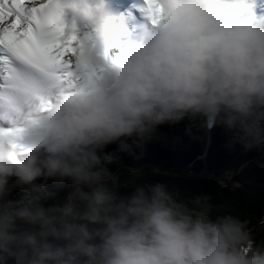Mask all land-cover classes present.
Segmentation results:
<instances>
[{
    "label": "clouds",
    "instance_id": "1",
    "mask_svg": "<svg viewBox=\"0 0 264 264\" xmlns=\"http://www.w3.org/2000/svg\"><path fill=\"white\" fill-rule=\"evenodd\" d=\"M258 2L166 0L163 19L136 40L107 0L62 5L72 14L67 36L85 21L104 48L121 51L109 62L79 42L87 74L46 93L50 107L30 110L22 139L0 132V264H264L250 222L213 218L210 195L187 200L163 182L121 195L120 175L105 167L115 162L108 145L135 156L132 144L142 147L159 126L185 119L223 127L245 151L264 145ZM48 179L73 190L45 207L56 199ZM16 189L25 195L10 200Z\"/></svg>",
    "mask_w": 264,
    "mask_h": 264
},
{
    "label": "trees",
    "instance_id": "2",
    "mask_svg": "<svg viewBox=\"0 0 264 264\" xmlns=\"http://www.w3.org/2000/svg\"><path fill=\"white\" fill-rule=\"evenodd\" d=\"M260 127L264 129V122ZM206 130L207 126H202L200 120L193 122L185 119L174 125L159 126L157 135L144 142L142 147L132 144L135 156L120 152L118 144L108 145L105 151L115 157V162L105 164V167L110 172L118 168L113 175H120L121 195H131L138 184L157 182L166 183L169 188H178L181 197L187 200L197 195H210L214 206L213 218L230 214L248 220L253 229L255 245L264 248V167L247 165L233 176L227 186L221 184L227 180L220 179L223 170L231 166L238 157L241 156V161L252 159L256 155L258 158V148L245 151L238 143L231 145L230 136L218 125H211L210 144L206 147ZM129 143L131 144V140ZM125 167H142L140 170L145 174L131 176ZM14 181L15 177L11 178L10 183ZM125 181L127 186H124ZM36 182L45 183L43 179ZM58 185L56 180L46 181L47 189L56 192V199L42 201L45 207L62 203L73 190L68 181H64L62 187ZM24 195L23 191L16 189L9 199L16 201Z\"/></svg>",
    "mask_w": 264,
    "mask_h": 264
},
{
    "label": "snow or ice",
    "instance_id": "3",
    "mask_svg": "<svg viewBox=\"0 0 264 264\" xmlns=\"http://www.w3.org/2000/svg\"><path fill=\"white\" fill-rule=\"evenodd\" d=\"M166 0H145L152 23ZM60 0H0V132L19 141L30 110L46 111L55 85L70 89L85 76L80 44L65 35Z\"/></svg>",
    "mask_w": 264,
    "mask_h": 264
},
{
    "label": "water",
    "instance_id": "4",
    "mask_svg": "<svg viewBox=\"0 0 264 264\" xmlns=\"http://www.w3.org/2000/svg\"><path fill=\"white\" fill-rule=\"evenodd\" d=\"M210 127L211 126H208L207 127V130H206V147L210 144V133H209V130H210ZM207 150V148H206ZM205 150V152H206ZM204 152V153H205ZM249 164H256L258 166H261V167H264V162H261L258 158H257V155L254 156L252 159H247V160H242L239 164H237V166L235 167V169L233 170V172L231 173L229 179L227 180V182L225 183H221L223 186H227L231 180L233 179V176L236 175L237 173H239L244 167H246L247 165ZM143 167V166H142ZM142 167L140 168H137V169H133V168H129V167H125V168H128V169H132V170H140ZM118 168L111 171L112 174H115V172H117ZM158 172H161L159 170H157Z\"/></svg>",
    "mask_w": 264,
    "mask_h": 264
},
{
    "label": "rangeland",
    "instance_id": "5",
    "mask_svg": "<svg viewBox=\"0 0 264 264\" xmlns=\"http://www.w3.org/2000/svg\"><path fill=\"white\" fill-rule=\"evenodd\" d=\"M92 32H96L94 26H92ZM89 35H90V33H87V34L83 35V37L84 36H89ZM75 36H76V38L80 39L81 38L80 36H82V35H80V32H77L75 34ZM258 154H259V156H258L259 160L261 162H264V145H262L261 147L258 148ZM241 159H242L241 156L238 157L231 166H229L226 169H224L223 170V175L220 177V179L223 180V181L228 180L230 175H231V173L233 172V170L237 166V164H239L241 162ZM125 170H128L130 172L132 169L125 168ZM143 174H145V173L143 172ZM204 175H207V173H204Z\"/></svg>",
    "mask_w": 264,
    "mask_h": 264
},
{
    "label": "bare ground",
    "instance_id": "6",
    "mask_svg": "<svg viewBox=\"0 0 264 264\" xmlns=\"http://www.w3.org/2000/svg\"><path fill=\"white\" fill-rule=\"evenodd\" d=\"M98 34V33H97ZM65 35L67 36L68 33H67V27H65ZM74 35V34H73ZM83 39V38H82ZM80 42H83V40H80Z\"/></svg>",
    "mask_w": 264,
    "mask_h": 264
}]
</instances>
